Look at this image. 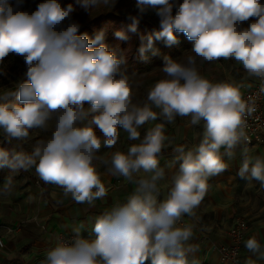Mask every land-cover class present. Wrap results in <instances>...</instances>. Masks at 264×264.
Here are the masks:
<instances>
[{
    "label": "clouds",
    "instance_id": "obj_1",
    "mask_svg": "<svg viewBox=\"0 0 264 264\" xmlns=\"http://www.w3.org/2000/svg\"><path fill=\"white\" fill-rule=\"evenodd\" d=\"M116 2L38 0L29 10L26 0H0V77L8 76L3 66L9 56L22 58L26 68L14 90H0V131L11 145L0 147V169L9 170L0 198L12 195L20 172L34 169L44 184L62 189L64 198L95 207L110 191L98 172L102 165L109 175L135 185L134 190L95 217L93 236L85 238L80 227L73 228L71 239L57 238L40 264H201L199 245L192 241L209 179L229 170L228 161L239 150L236 175L264 188V156L252 154L246 131L264 96V0H137V13L128 15L131 22L114 37L128 41L141 19L153 12L159 30L140 37L142 61L157 54L156 42L177 44L178 33L192 42L191 54L163 57L164 77L148 89L143 103L133 100L139 83L123 67L125 53L109 47L104 30L90 38L72 19L77 8L92 14L111 10ZM198 59L234 60L247 75L239 82L214 83L200 74ZM248 78L260 85L245 98L242 89L252 87ZM177 117H190L193 126L203 122L204 131L191 149L174 148L180 163L169 179L160 156L169 141L165 125ZM158 119L163 122L141 137L140 129ZM50 122V138L25 150L30 132L47 130ZM121 131L139 143L126 152L99 155L102 148H115ZM166 180L167 194L160 199ZM185 217L192 222H184ZM244 246L251 254L245 264L264 261V244L255 236Z\"/></svg>",
    "mask_w": 264,
    "mask_h": 264
},
{
    "label": "crops",
    "instance_id": "obj_2",
    "mask_svg": "<svg viewBox=\"0 0 264 264\" xmlns=\"http://www.w3.org/2000/svg\"><path fill=\"white\" fill-rule=\"evenodd\" d=\"M251 22V20L246 22L243 27H247ZM237 65L242 66L236 62L235 66ZM246 75L237 74V79L233 73V67L229 66L224 81L239 82L244 80ZM211 81L221 82L218 78ZM249 81L250 78L245 82ZM201 138L202 135L199 140L182 137L165 144L168 146L162 150L160 165L166 167L169 179L180 163L175 160L177 153L174 148L183 145L185 150L191 149L200 142ZM248 147L253 155L264 156V145ZM239 160L240 155L237 150L236 159L228 161L229 170L209 179L208 193L196 210L200 219L196 223L195 238L192 243L199 245L196 256L201 264H230L219 261L214 247L228 243L227 232L235 219L239 217L244 218L248 224V230L240 248L241 262L245 264L251 255L245 248L244 241L255 236L264 244V188L256 181L249 184L236 175ZM98 172L102 182L109 187L110 191L104 200L95 202V207L77 204L70 198H64L62 189L55 185L44 184L35 172H30V176L23 180H17L11 195L14 199L13 204H7L9 199L0 198V222L11 224L22 221L24 226L15 234L5 236L3 247L0 248V264H40L46 252L54 247L56 236L60 233H72L75 227L81 228L82 236L86 238L93 236L91 227L95 217L114 204L123 203L135 187L125 179H121V183L117 184V177L109 175L102 167H98ZM3 182L1 181L0 186ZM35 182L39 183V189L34 185ZM167 186V180L162 182L160 199L166 196ZM57 200H61L62 203L58 204ZM184 222L192 221L185 217ZM201 237L205 238L204 241L200 240ZM258 264H264V261Z\"/></svg>",
    "mask_w": 264,
    "mask_h": 264
},
{
    "label": "rangeland",
    "instance_id": "obj_3",
    "mask_svg": "<svg viewBox=\"0 0 264 264\" xmlns=\"http://www.w3.org/2000/svg\"><path fill=\"white\" fill-rule=\"evenodd\" d=\"M182 2V0H181ZM25 8L32 10L34 9V4H32V0H26ZM125 12H135L137 13V7H131L124 9ZM150 15L158 24H159V18L151 11H149L148 14ZM246 23V22H245ZM158 45L160 47L165 46L162 42H158ZM157 54L155 56L149 54V59L147 62L142 61L139 57L137 59V66L132 71L128 72L130 75V79L133 81H137L139 83L138 87H134V96L133 100L137 103H143L146 100L147 97V91L148 89L159 79L164 77V73L161 72L160 68L163 66V57L164 56H170L167 54L166 51H161V49H158ZM191 49V47L188 48H181L180 53L174 56H170L173 59L181 57L184 55H189L191 53L187 52ZM236 61L234 60H218L214 62H201L199 59L197 60V67L201 75H203L205 78L209 79L210 81L218 78L221 81H224L227 73V69H229V66L233 67V73L236 75L240 74L246 75V72L244 71L242 66H235ZM8 72L7 77H0V90H3L5 88H11L15 89V82L23 78V73L26 71L25 65L23 63L22 58L15 57V56H9L6 58L5 65L3 66ZM124 67V66H123ZM125 68V67H124ZM126 70V69H125ZM238 79V77H237ZM87 107V105H86ZM155 111H159L158 109H154ZM163 122L161 119H158L156 121L149 122L148 124L144 125L140 131H141V137H143L144 132L149 128L155 125V123H161ZM52 123L50 122V126L47 130L44 129H35L30 132V139L24 143V148L27 151H31L32 146L35 145V143L40 139H48L51 136L52 131ZM165 134L169 137V141H166L165 144H168L170 141H174L178 138H187V139H194L199 140V138L202 135V132L204 131V125L203 122H201L199 125H191L190 124V117H177L175 122L172 124H166L165 125ZM97 134L99 135V131L97 130ZM16 143V142H14ZM139 143V140L136 141H130L127 139V133L121 131L120 133V139L113 149H107L102 148L100 150L99 155H104L105 153H111L112 151L120 150V151H127L128 147L131 144ZM168 146V145H166ZM0 147H11V145L8 144V142L5 140L4 135L2 131H0ZM223 152V149H221ZM97 167H102L104 170L105 167L102 165H97ZM8 169H0V183L1 181H4L5 176L8 174ZM30 172H35V170H31L29 172H21L20 175H17L15 177V182L20 179H25L27 176H30ZM22 176V178H20ZM29 179V177H28ZM121 179H124L123 177H117V184L121 183ZM34 185L39 189L40 185L38 182H35ZM3 199V198H2ZM7 204H13L14 199L12 196L6 197ZM20 223V229L24 226V222L16 221L15 223ZM14 224V223H11ZM17 230L16 232H18ZM14 232L13 234H15ZM12 234V235H13ZM11 236V235H10ZM204 237H201V241H204ZM2 248V247H0Z\"/></svg>",
    "mask_w": 264,
    "mask_h": 264
},
{
    "label": "trees",
    "instance_id": "obj_4",
    "mask_svg": "<svg viewBox=\"0 0 264 264\" xmlns=\"http://www.w3.org/2000/svg\"><path fill=\"white\" fill-rule=\"evenodd\" d=\"M38 0H32V4ZM74 0H62L63 4L72 3ZM137 0H117L115 6L109 9H99L92 14L85 12L83 9L77 8L73 13L72 19L81 25L80 32L87 33L89 37H93L99 30H104L106 33V43L110 48L115 49L118 53L123 52L127 56L128 62L124 66L126 71L130 72L137 66L138 48L140 47L141 36H146L153 30H159V24L150 16L145 15L139 24L138 32L136 34L129 33L130 39L128 41H118L114 37V32L121 28H126L131 22L127 19L128 15H135V12H125L124 9L136 7ZM178 43L171 46L158 45L155 47L166 51L168 55L174 56L180 53L181 48L192 47V42L188 41L182 33H178Z\"/></svg>",
    "mask_w": 264,
    "mask_h": 264
},
{
    "label": "built area",
    "instance_id": "obj_5",
    "mask_svg": "<svg viewBox=\"0 0 264 264\" xmlns=\"http://www.w3.org/2000/svg\"><path fill=\"white\" fill-rule=\"evenodd\" d=\"M251 88L243 89L244 97L258 91L260 81L250 78L248 82ZM257 111L248 118L247 134L251 143L248 146L264 145V96L257 101ZM20 228V223L8 224L0 222V242H4L5 236H10ZM248 230L247 221L244 218H236L227 232L228 243L214 247L221 263L243 264L240 260V248ZM73 233H60L56 236L61 239H71ZM85 237V236H83ZM86 238V237H85Z\"/></svg>",
    "mask_w": 264,
    "mask_h": 264
}]
</instances>
